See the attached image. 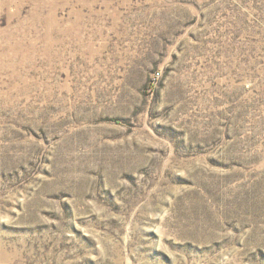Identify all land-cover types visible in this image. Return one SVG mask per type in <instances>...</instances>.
Segmentation results:
<instances>
[{
	"label": "rangeland",
	"instance_id": "obj_1",
	"mask_svg": "<svg viewBox=\"0 0 264 264\" xmlns=\"http://www.w3.org/2000/svg\"><path fill=\"white\" fill-rule=\"evenodd\" d=\"M0 264H264V0H0Z\"/></svg>",
	"mask_w": 264,
	"mask_h": 264
}]
</instances>
